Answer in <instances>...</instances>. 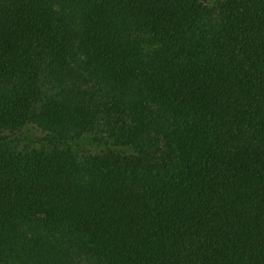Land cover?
Segmentation results:
<instances>
[{"label":"trees","instance_id":"trees-1","mask_svg":"<svg viewBox=\"0 0 264 264\" xmlns=\"http://www.w3.org/2000/svg\"><path fill=\"white\" fill-rule=\"evenodd\" d=\"M0 264H264V0H0Z\"/></svg>","mask_w":264,"mask_h":264},{"label":"rangeland","instance_id":"rangeland-1","mask_svg":"<svg viewBox=\"0 0 264 264\" xmlns=\"http://www.w3.org/2000/svg\"><path fill=\"white\" fill-rule=\"evenodd\" d=\"M31 132L33 136H41L43 134V132L37 128H33Z\"/></svg>","mask_w":264,"mask_h":264}]
</instances>
